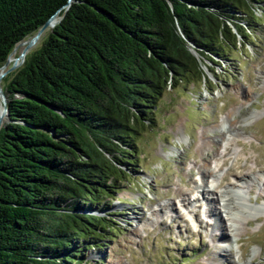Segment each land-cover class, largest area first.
<instances>
[{
    "label": "trees",
    "instance_id": "16d2710c",
    "mask_svg": "<svg viewBox=\"0 0 264 264\" xmlns=\"http://www.w3.org/2000/svg\"><path fill=\"white\" fill-rule=\"evenodd\" d=\"M56 12L1 79L0 264H86L121 233L112 202L166 91L238 61L264 0H0V67Z\"/></svg>",
    "mask_w": 264,
    "mask_h": 264
},
{
    "label": "rangeland",
    "instance_id": "374dc122",
    "mask_svg": "<svg viewBox=\"0 0 264 264\" xmlns=\"http://www.w3.org/2000/svg\"><path fill=\"white\" fill-rule=\"evenodd\" d=\"M260 20L253 41L231 53L238 61L203 66L206 87L166 91L156 126L139 140L142 168L112 202V210L123 212L121 233L99 252L89 250L86 264H264V17ZM26 46H16L15 58ZM223 190L231 193V210L216 196ZM253 203L259 209L243 208Z\"/></svg>",
    "mask_w": 264,
    "mask_h": 264
},
{
    "label": "water",
    "instance_id": "95a60500",
    "mask_svg": "<svg viewBox=\"0 0 264 264\" xmlns=\"http://www.w3.org/2000/svg\"><path fill=\"white\" fill-rule=\"evenodd\" d=\"M56 15H57V12L54 14V15H52L48 20H46L44 23H43V25L34 33V35L29 39V40H22V41H20L18 44H20V43H25V42H27V46H26V48L25 49H23V51L19 54V56L18 57H16L15 59H14V61H13V63H12V65L8 68V69H6L3 73H0V97H1V99H2V103H3V113L5 114V115H7V106H6V102H7V100H6V96H5V94H4V91H3V89H2V86H1V79H2V77H4L6 74H8L9 72H11V71H13V70H15L17 67H19L21 64H22V62L24 61V58H25V52H26V50H27V48H28V46L30 45V44H32L37 38H38V36L44 31V29L48 26V25H51L52 24V22L55 20V17H56ZM59 21V20H58ZM57 21V22H58ZM56 22V23H57ZM17 44V45H18ZM16 45V46H17ZM16 46L14 47V49L16 48ZM14 49L11 51V53L8 55V57H7V59H6V61H5V63L0 67V69H3L5 66H7V64H8V62L10 61V59H9V57L11 56V54L14 52ZM193 53L195 54V52L193 51ZM196 55V54H195ZM4 119L2 118V116L0 115V127L2 126V124L4 123Z\"/></svg>",
    "mask_w": 264,
    "mask_h": 264
},
{
    "label": "bare ground",
    "instance_id": "6f19581e",
    "mask_svg": "<svg viewBox=\"0 0 264 264\" xmlns=\"http://www.w3.org/2000/svg\"><path fill=\"white\" fill-rule=\"evenodd\" d=\"M25 45V44H24ZM15 58V55L14 54H12L10 57H9V59H10V61H12V59H14ZM8 66H5L3 69H0V73H3L6 69H8L7 68ZM1 97H0V115L2 116V118L3 119H5V114L3 113V103L1 102ZM209 183V182H208ZM210 185H208V187L210 186V187H212L213 186V184H211V183H209ZM206 185H207V183H206ZM213 190V189H212ZM228 190H230V188L228 189ZM231 191V190H230ZM220 192V193H219ZM236 194L239 196V197H242V199H244L245 198V196L243 197V193H242V191H239L238 189H236ZM231 193H232V191H231ZM229 191H225V190H223V191H218L216 194V196H217V198L219 197V200L222 202L221 203V205H222V207L225 209V210H227V209H229V210H231L232 208L230 207V204H231V200L229 199V194H231ZM193 195H195V199H199V197H198V195L197 194H193ZM199 195H200V192H199ZM231 196V195H230ZM204 197V195H201V198H203ZM246 199V198H245ZM248 201V200H247ZM249 203V202H248ZM237 206V205H236ZM240 206V205H239ZM244 207L243 208H249V209H251V207H253V208H256V209H259V206H260V204H258V203H253V204H244L243 205ZM251 206V207H250ZM242 207V206H241ZM235 210V209H234ZM230 213H232L231 211H230Z\"/></svg>",
    "mask_w": 264,
    "mask_h": 264
}]
</instances>
